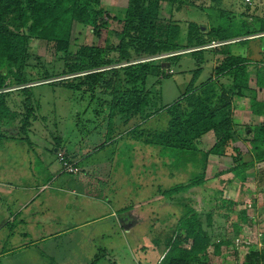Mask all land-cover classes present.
I'll use <instances>...</instances> for the list:
<instances>
[{
  "label": "trees",
  "instance_id": "obj_1",
  "mask_svg": "<svg viewBox=\"0 0 264 264\" xmlns=\"http://www.w3.org/2000/svg\"><path fill=\"white\" fill-rule=\"evenodd\" d=\"M164 1H175L179 11L183 5L192 6L186 0H129L125 16L119 18L103 9L102 0H0V139L24 138L34 144L28 132L37 121L43 87L53 93L61 88L92 98L98 91L109 95L111 100L102 104L108 110L107 140L95 152L113 139L115 123L128 126L133 122L128 136L135 142L169 151L170 158L178 165L181 157L185 166L190 163L195 169L194 163L199 165L196 167L199 172L189 182L158 189L165 200L183 205L177 231L183 230L185 235L168 241L169 249L157 264H208L211 237L203 227L200 213L188 204L183 194L205 184L211 159L219 165L215 176L232 173L241 184L254 174L255 162H264V100H258L257 90L251 85L250 69L256 67L254 82L264 90V59L257 61L248 52L252 40L264 41V18L258 19L260 25L256 27L224 15L218 25L209 29L191 21L184 32L173 17L174 7L170 8L171 16L166 15ZM247 9L250 11V7ZM220 11L223 15L224 11ZM75 23L89 26L94 32L106 29V44H83L71 51ZM112 37L118 39L117 46L110 43ZM32 40L46 41L55 53L53 63H35L40 58L32 53ZM213 41L226 43L206 48ZM238 42L246 45L247 50L235 52L234 44ZM261 49L264 51V43ZM107 51L110 54L106 55ZM206 52L211 54L210 60L205 59ZM186 54L197 57L200 64L181 96L165 104L159 85L162 79L174 75L167 68ZM205 62L213 63L212 74L199 83ZM31 71L37 76L30 74ZM152 80L156 82L150 86ZM14 97H19V101H14L13 106ZM242 98L249 99L251 111L260 117L253 130L254 152L248 160L234 125V103ZM162 112L168 116L165 130L142 126ZM45 119L42 117V121ZM210 135L215 140L213 146L201 151L199 141ZM227 159H231V164ZM255 176L258 186H264V171ZM217 192L221 207L236 205V201L223 199L220 190ZM211 218L207 214V221ZM238 219L233 224L236 233L250 222L245 210ZM229 243H219L216 248L220 251ZM247 258L249 262L258 258L264 261V249L251 250Z\"/></svg>",
  "mask_w": 264,
  "mask_h": 264
},
{
  "label": "rangeland",
  "instance_id": "obj_2",
  "mask_svg": "<svg viewBox=\"0 0 264 264\" xmlns=\"http://www.w3.org/2000/svg\"><path fill=\"white\" fill-rule=\"evenodd\" d=\"M186 1L191 2L192 6L185 8L186 5H183L180 11L176 10L178 4L175 1L163 2V10L168 17L171 16L170 8L174 7L173 17L184 32L187 31L188 23L191 21H196L204 29H209L212 25H218L224 15L228 17L227 19L246 22L248 26L256 27L260 25L258 19L264 18V0H251L250 3L247 0ZM128 2L129 0H102L101 6L111 15L123 18ZM249 7L250 11L247 9ZM220 10L224 11L223 15ZM107 38L106 29L94 32L89 26L75 23L72 30L71 51H76L83 44L104 46ZM110 43L117 46L118 39L112 37ZM262 43L264 41L261 42L260 39L248 43V52L250 51L257 61L264 59ZM31 50L40 58L39 61L35 59V63L51 64L55 60L53 49L44 40H32ZM234 50L242 52L247 50V46L238 42L234 44ZM108 54L109 51L106 52V55ZM204 56L206 60L211 59L209 52ZM198 64L200 63L197 57L186 54L176 64L167 68L169 73L174 71V75L162 79L159 85L165 104H171L181 96ZM212 67V62L203 64L199 83L209 78ZM250 69L253 80L251 85L257 88L254 82L256 67L251 66ZM31 73L34 77L37 76L34 71ZM155 82L156 80H152L150 86ZM40 93L43 97L40 100V111H36L38 118L33 123L32 130L28 132L29 140L38 145L34 148L24 138L22 140L2 138L0 156L6 161L12 158L16 166L23 165L19 169L22 173L34 172L39 185L51 178L52 189L74 186L79 187L81 192L84 190L85 195L76 197L65 194L67 196L61 197L63 193L55 192L53 208L57 219L56 227L61 229L68 223L75 228L71 233L47 243H31L33 241H25L21 236L15 240H7L6 236V240L0 243V252L10 251V255L1 254L2 264H92L94 259L96 262L93 264L160 262L169 249L168 241L178 236L183 237L185 231H177L184 213L183 205L177 201L165 200L158 189L159 187L167 189L176 184L189 182L193 174L199 172L200 169L196 168L199 165L194 163L195 169L190 163L185 166L182 157L178 165L174 158L173 160L170 158L169 151L163 152L161 147L145 145L135 142L130 137H124L116 144L113 143L99 152L92 153L80 166L77 165L79 171L76 173H68L60 163L61 154L71 159V153H75L77 148L91 151L107 140L108 122L105 117L108 115V110L104 109L102 104L109 102L111 97L98 91L95 98H92L81 93L72 94L61 88H57L56 93H53L48 87L41 88ZM260 100H264L263 90H260ZM14 101L18 102L19 97H14L13 106ZM236 102L238 112L235 113L234 125L240 137L241 144L240 141L239 144L247 154L245 159L248 160L254 152L252 139L257 121L249 114L241 113L248 102ZM42 117L46 118L45 122L42 121ZM167 124L168 116L162 112L142 126L150 130H165ZM214 142L213 136H205L199 141L198 148L201 151L209 150ZM231 162V159H227V163L231 164ZM220 163L223 164L224 161L221 160ZM253 170L254 174L249 175L246 182L241 184L232 173L215 176L219 171V165L211 159L205 184L183 194L188 204L200 213L204 222L203 227L211 237L209 256L206 258L208 264L235 262L240 252L247 250L246 248L245 250L241 248L242 251L239 252L235 250L237 239L244 241L246 238L250 239L252 246L257 247V242L264 234V189H260L258 183L255 187L254 178L255 174L264 171V162L261 164L255 162ZM42 171L46 173L47 178H42L43 175L45 176ZM48 171L51 172L50 175ZM5 182L0 179V196L3 188L7 193H18L19 182H10V185H5ZM217 190L222 192L223 199L236 201V205L231 208L221 207V202L217 200ZM87 193L97 198L90 200ZM15 202L16 200H11L9 203ZM2 203H6V206L8 202L0 199V206ZM244 210L250 222L243 224L241 232L236 233L233 224L240 221L238 215ZM114 211L120 216H129L130 220L120 226L119 216L114 218L111 216L76 227L90 216L98 218ZM13 213H16L15 209ZM5 214L4 209L0 210V224ZM207 214L212 215L210 222L207 221ZM17 226H20L19 223L16 224ZM30 226L31 230H37V225ZM225 241L230 243L218 251L216 246ZM186 245L189 246L190 242Z\"/></svg>",
  "mask_w": 264,
  "mask_h": 264
},
{
  "label": "crops",
  "instance_id": "obj_3",
  "mask_svg": "<svg viewBox=\"0 0 264 264\" xmlns=\"http://www.w3.org/2000/svg\"><path fill=\"white\" fill-rule=\"evenodd\" d=\"M255 89L257 90L258 100H260V88L257 87ZM241 100L244 103L245 101L248 102L247 103L248 105H246L244 110H241V113L249 114V116H251L252 118L255 119V121H257L256 125H258L260 123V117L256 116L251 111L249 99L242 98L237 101L242 102ZM236 104L237 102L234 103V114L238 112L236 109L237 108ZM131 125L122 126L119 123H115L114 125L115 131L113 133V139H111L109 142L106 143L105 148L109 147L113 143L116 144L119 140H122L124 137H129L128 132L129 130L131 131V129L133 128V126ZM37 145L38 144L34 143L32 146L35 148ZM95 148L91 149V151L79 150L77 148L75 150V153L73 154L71 153L72 155L71 158L74 161H77L78 165L80 166L84 160H86L88 157L92 155V153H95L94 151ZM105 148H102L101 150ZM101 150H98V151L96 150V152H99ZM31 153L33 156L35 155L34 150H32ZM0 159H1L0 160V179L3 182L7 181L4 184L10 185V182L20 183L18 185L20 187L17 186V190H18L17 194H14L12 192L7 193L6 190H3L4 188L1 191L2 195L0 196V199H3L5 202H8V203L6 206H5L6 203H2V205L0 206V210L4 209V211L6 212L0 224V243L6 240V236H7V240H15L17 239L18 236H21V237H24L23 240L25 241H33L31 243H47L52 240H56L62 236H65L68 233H71V230L75 227L70 226L68 223L65 226H63L61 229H58L56 227L55 222L57 219H56V215L54 213L55 211L53 208V200L56 197L55 192L63 193L64 195H62L61 197H65L69 194L77 197L78 195L79 196L85 195L84 190L81 192L79 187H74V186H70V187L60 186V187L55 188L54 190L52 189V187H50V186H53V183H51V180H50L51 178H48V180L44 184L39 185L37 184L39 180L35 179L36 176L34 172L22 173L20 172L19 169L22 168L23 165L16 166L12 158L9 161H6L3 158V156H0ZM82 171L83 170H81V172ZM43 173L45 174V176L43 175L42 178H47L48 176L46 175V173L45 172ZM48 173L49 175L51 174L50 171H48ZM84 174H86V172H84ZM254 178L256 181L257 176H255ZM255 183H256L255 187H257V181ZM260 189H264V186L260 185ZM87 196L89 197L90 200L97 198L94 195H91L88 193H87ZM11 200H16V202L9 203ZM12 206L14 207L11 208ZM14 209L16 210V213H13ZM104 215L105 214H103L101 217H98V218H96L97 216H90L91 218L89 217L88 219L85 220L84 223H79L78 225H76V227H79L83 224L85 225L91 222H97L99 220H102V219H105L106 217H111V216H113V218L116 216H119L118 222L120 226H123L124 223L126 224V222L130 220L129 216L127 215L120 216L115 211L110 213L109 215L108 214L105 216ZM17 223H19L21 228L20 226L19 227L17 226L18 228L16 227ZM31 224H34L35 226L37 225L36 226L37 230L36 229L31 230L32 229L30 226ZM3 251L4 250L0 252V255L1 254L3 256L10 255V251L8 252H3ZM2 255L0 256V264H2L1 262Z\"/></svg>",
  "mask_w": 264,
  "mask_h": 264
},
{
  "label": "built area",
  "instance_id": "obj_4",
  "mask_svg": "<svg viewBox=\"0 0 264 264\" xmlns=\"http://www.w3.org/2000/svg\"><path fill=\"white\" fill-rule=\"evenodd\" d=\"M249 3L251 2V0H247ZM218 42V41H213L209 46H207L206 48H215L221 44H225ZM60 163L63 165V169L64 171L68 172V173H76L77 171H79V167L77 166V162H74L72 160H69L66 158L65 155L61 154L60 155ZM238 242H235V250L237 252L242 251L241 248H243V250H245V248L247 250L240 252L239 258L235 260V262L231 261L230 264H264V261H261L258 259H253L251 262L248 261V255L251 252V250H258L261 251L264 249V241L262 240V235H261V240L259 242H257V247H253L252 243L250 242V239L247 240V238L244 240H240L237 239ZM244 252V255H242ZM236 257V256H235Z\"/></svg>",
  "mask_w": 264,
  "mask_h": 264
}]
</instances>
